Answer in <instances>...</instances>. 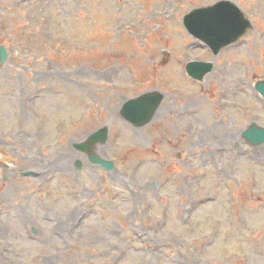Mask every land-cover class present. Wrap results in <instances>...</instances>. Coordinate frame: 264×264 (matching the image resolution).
Here are the masks:
<instances>
[{"label":"rangeland","instance_id":"1","mask_svg":"<svg viewBox=\"0 0 264 264\" xmlns=\"http://www.w3.org/2000/svg\"><path fill=\"white\" fill-rule=\"evenodd\" d=\"M216 1L0 0V264H264V144L242 137L264 127V0H231L252 26L213 55L181 19ZM154 90L150 122L120 116ZM103 125L110 170L73 146Z\"/></svg>","mask_w":264,"mask_h":264},{"label":"water","instance_id":"2","mask_svg":"<svg viewBox=\"0 0 264 264\" xmlns=\"http://www.w3.org/2000/svg\"><path fill=\"white\" fill-rule=\"evenodd\" d=\"M183 22L186 29L205 42L214 54H217L222 47L236 41L251 26L250 20L244 16L240 8L229 0H219L210 6L193 9L184 16ZM6 57L7 52L1 45L0 63H3ZM212 68L213 64L206 61H191L185 66L188 75L197 80H201ZM255 88L264 97V80L258 81ZM163 97V93L159 91L140 94L127 100L120 114L134 126H142L152 118ZM242 136L253 145L262 144L264 127L251 123L242 132ZM107 138L108 128L103 126L90 133L84 141L74 145L79 150L85 151L91 162L110 169L113 167V162L101 158L93 151L95 144L106 142Z\"/></svg>","mask_w":264,"mask_h":264},{"label":"bare ground","instance_id":"3","mask_svg":"<svg viewBox=\"0 0 264 264\" xmlns=\"http://www.w3.org/2000/svg\"><path fill=\"white\" fill-rule=\"evenodd\" d=\"M234 80V79H233ZM175 114L177 115V116H179L178 115V111H175ZM187 132H189V133H192V131L190 130V131H187ZM198 133V132H197ZM229 143H232V140H233V137L232 136H230V134H228V136H226V138H225ZM182 141H180V143H181ZM191 144H196V142L195 141H192V142H190ZM190 144V145H191ZM67 157H69V156H66V155H64V154H59V157H58V159H56L55 160V162H56V164L57 165H60V167H63L64 165H65V163H67L66 162V159H67Z\"/></svg>","mask_w":264,"mask_h":264}]
</instances>
